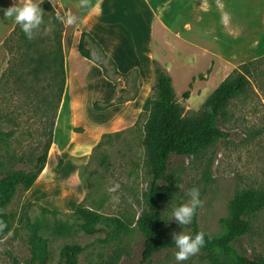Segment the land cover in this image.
<instances>
[{"label":"rangeland","instance_id":"1","mask_svg":"<svg viewBox=\"0 0 264 264\" xmlns=\"http://www.w3.org/2000/svg\"><path fill=\"white\" fill-rule=\"evenodd\" d=\"M164 2L161 16L171 30L164 31L156 58L172 77L176 99L186 116L201 111L221 82L241 71L242 65L254 63L248 75V91L233 99L219 120V128L229 136L196 156L172 157L165 178L159 182L172 186L163 210L164 228L169 236L193 232L194 216L189 225L181 226L171 215L173 208L189 202L187 192L193 187L199 189L202 201L195 212L198 229L215 236L223 232L221 219L228 216L230 202L237 193L244 189L264 192V0ZM0 20L1 37L10 20L1 13ZM38 30V37L47 38L44 46L52 50L53 28L38 26ZM136 44L142 50L137 53V62H117L116 68L118 65L124 72L135 64L148 80L155 82L152 63L144 52L150 44L143 40ZM3 49L7 50L4 44ZM94 53L95 49L93 56L98 60ZM10 59L9 53L3 58L0 54V126L8 141L1 154L6 158L26 157L36 147L40 154L50 120L44 117L45 105L39 101L38 93L52 90L53 76L48 73L40 84H35L28 63L12 74ZM104 64L116 86L108 83L98 68L87 64V84L85 89L82 87V125L75 128L80 135L70 137L74 121L65 108L57 126L56 117L54 137L59 146L68 147L56 152L55 145L50 149L47 164L31 192L18 188L7 207L13 216V227L12 234L0 240V264H32L29 224L37 222L43 225L41 234L48 239L50 264H60L61 249L67 244L85 248L78 256V264H141L143 237L137 221L148 210L143 196L152 179L144 146L150 112L143 107L147 99L157 98L155 83L145 88L143 104L141 99L132 110L121 113L129 117L121 119L115 133L105 134L102 141L92 143L90 130L105 126L116 114V110L104 112L109 108L97 111L94 103L104 104L113 98L118 104H125L128 101L123 100L132 99L135 93L137 99L142 86L135 73L139 68L127 71L129 77H120L113 74L109 63ZM185 93H189L188 99ZM61 160L62 168L58 169ZM17 169L29 170L30 166L20 164ZM78 206L98 211L104 218H118L129 230L119 232L113 224L102 221L93 234H87L81 230L83 221L76 213ZM43 208L57 214L43 213ZM250 221V232L234 245L243 256L264 261V209ZM59 225L72 230L58 235ZM176 251L177 248L161 252L147 264H210L201 251L178 262ZM225 264L233 263L226 260Z\"/></svg>","mask_w":264,"mask_h":264},{"label":"trees","instance_id":"2","mask_svg":"<svg viewBox=\"0 0 264 264\" xmlns=\"http://www.w3.org/2000/svg\"><path fill=\"white\" fill-rule=\"evenodd\" d=\"M42 12V22L39 26L44 29L53 28V49L49 50L46 46V37H38V27L33 29L34 37L29 40L16 25L11 35L5 40L4 47L11 55L9 66L11 65V73L14 74L22 65L28 63L29 75H32L33 83L40 84L44 75L50 73L51 87L50 92L38 93L39 101L45 105L44 117L50 120L48 130L44 133L46 141L43 145L42 153L36 147L34 152L26 157L18 158L15 155L2 156L6 141V133L0 126V220L7 224V228L0 231V240L7 236L8 232H12L13 216L7 212V207L14 200L17 190L22 187L23 190L29 191L37 182L42 174L47 161L50 149L54 142L55 120L58 117L63 97L65 94V61L61 42V35L64 29V20L57 17L59 15L53 6L44 1L38 5ZM88 41L95 44V40L88 34L82 33L79 44V53L82 57L96 63L103 70L104 75L110 81L114 80L110 74L106 61L113 70V74L120 77H129L130 75H121L117 71L115 62L97 46L96 55H92L91 49L87 47ZM254 63L244 64L241 71H235L233 75L225 79L207 98L201 111L191 116H186L183 107L176 99V93L173 85V79L170 74L158 62H153V70L155 75L154 90L157 95L155 100L147 99L144 103V110L150 112V117L146 122L144 146L146 149L147 162L149 165V174L151 181L148 190L144 193V200L148 206V210L144 211L137 221V229L143 237L142 243V260L141 264H147L157 254L176 249L173 237L167 234L164 228V206L172 194V186L160 184L168 172L172 157H189L196 156L202 150L219 141L227 138L229 135L219 128V120L225 114V109L229 106L233 99L244 95L248 91L250 80L248 75ZM135 73L140 75L137 71ZM116 86V85H115ZM114 92L112 97L114 96ZM132 99H124L131 101L136 98V93ZM184 97L189 98V93H185ZM121 103V101H119ZM117 101L113 98L105 102L104 105L94 103L97 111H104L117 105ZM24 164L30 166L29 170L17 169V166ZM63 161H59L58 169L62 168ZM264 209V192L244 189L237 193L231 200L229 205V214L226 218L221 219L223 232L219 235L211 236L205 234V246L199 251L209 260L210 264H225L226 260L233 264H264L262 259L247 258L240 254L234 245L235 241L246 236L251 229V217L257 212ZM76 213L83 221L81 230L87 234H93L96 226L102 221L113 224L119 231H128V226L118 218H104L98 211L78 206ZM43 213L57 214V211L43 208ZM196 215V214H195ZM192 224L195 235L200 232L195 221ZM31 235V263L32 264H50L48 239L41 234L44 229L39 222L29 224ZM72 230V227L59 225L57 234L63 235L65 232ZM85 250L84 247L77 244H67L63 246L60 252V264H78V256Z\"/></svg>","mask_w":264,"mask_h":264},{"label":"crops","instance_id":"3","mask_svg":"<svg viewBox=\"0 0 264 264\" xmlns=\"http://www.w3.org/2000/svg\"><path fill=\"white\" fill-rule=\"evenodd\" d=\"M44 1H48L59 15L74 17L71 24L67 23L66 19H64V29L61 35L66 85L56 126L60 123L64 109L67 108L74 121L70 125L69 135L72 138H76L80 134L75 132V128L78 125H82L81 110L84 104L82 102V93L83 88L85 89L87 84V77L84 75L86 73L85 68L89 67L87 64L98 68L103 75V71L99 66L91 60L82 57L79 53L82 33H88L95 40V44L91 43V41L87 43V47L91 49L92 55L93 49H95L94 54H96V50L98 49L96 45H98L115 63L137 62V53L140 54L142 50L140 48L137 49L136 43L139 40H143L145 44L146 41V45L149 46L150 44V46L144 52L147 53V61L151 62L153 66L154 61L159 62L160 60L156 58V51L157 53L160 51L159 42L164 39V31L171 30L161 16L165 2L164 0H34L38 5ZM18 2L19 0H0V9H6ZM24 2L25 0H20L21 5ZM0 13L3 14L2 11ZM5 26V31L0 37V54L2 58L6 53L8 54L7 50L3 49V44L16 27L11 21L7 25L5 24ZM137 69L142 83L139 96L133 101L115 105L109 108V110L104 111L110 112L116 110V114L105 126L95 127L90 130L93 139L92 143H99L105 134H113L117 131L115 128L122 124L121 119L127 120V117H129L127 114L121 113L132 110L134 106L140 103L141 99V103L143 104V99L147 94H145L144 90L150 84H154V80H148L143 75L140 67L135 64L128 67L124 72L117 65V71L122 75L127 74V71L133 72ZM103 77L108 83L114 85L104 75ZM82 128L85 129V127ZM122 128L124 127L122 126L119 129L121 130ZM54 142L52 147L56 146L55 152L63 147L65 149L68 147V145L59 146L55 137ZM29 191L31 192L32 190Z\"/></svg>","mask_w":264,"mask_h":264},{"label":"clouds","instance_id":"4","mask_svg":"<svg viewBox=\"0 0 264 264\" xmlns=\"http://www.w3.org/2000/svg\"><path fill=\"white\" fill-rule=\"evenodd\" d=\"M3 12L4 18L10 20L11 23L19 25L20 30L24 33L25 37L31 40L36 29L42 22V12L38 4L34 0H25L21 5L20 0L18 3H14L12 6L6 9H0ZM58 19L64 20L71 24L73 23L74 17L68 15L66 17H57ZM2 21V20H0ZM187 196L190 198L188 203L181 204L172 210V220H175L179 225L185 226L192 222L193 216L195 215L196 209L202 204L199 199V189L196 187L190 188L187 192ZM7 228V224L0 220V231ZM9 236L12 234L11 231L7 233ZM205 234L197 232L195 235L185 234L183 231L180 233H173V242L178 249L175 252V259L180 261H186L190 256L196 254L201 248L205 246Z\"/></svg>","mask_w":264,"mask_h":264},{"label":"bare ground","instance_id":"5","mask_svg":"<svg viewBox=\"0 0 264 264\" xmlns=\"http://www.w3.org/2000/svg\"><path fill=\"white\" fill-rule=\"evenodd\" d=\"M54 152V151H53ZM52 153V152H51ZM52 158V157H51Z\"/></svg>","mask_w":264,"mask_h":264}]
</instances>
